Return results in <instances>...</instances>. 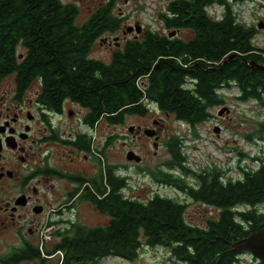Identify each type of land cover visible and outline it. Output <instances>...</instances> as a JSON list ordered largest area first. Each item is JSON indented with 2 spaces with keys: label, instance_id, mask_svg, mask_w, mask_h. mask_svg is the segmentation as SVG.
I'll return each mask as SVG.
<instances>
[{
  "label": "trees",
  "instance_id": "1",
  "mask_svg": "<svg viewBox=\"0 0 264 264\" xmlns=\"http://www.w3.org/2000/svg\"><path fill=\"white\" fill-rule=\"evenodd\" d=\"M245 2H256L264 11V0L170 1L159 16L169 30L166 36L145 30L141 39L114 53L111 63L102 64L88 54L103 33L121 27L115 0L99 4L81 25L76 24L75 4L0 0V74L15 72L23 86L38 80L40 99L48 108L58 110L67 100L91 110L87 121L101 117L121 125L127 116L144 115L147 104H153L194 128L211 117V108L223 105L222 88L234 86L237 100L254 99L264 106V71L251 67H264V49L252 44L259 30L238 22L232 9L233 3ZM212 6L221 8L219 18L208 13ZM180 30L190 31L191 38L168 37ZM18 46L25 56L16 63ZM258 126L248 139L264 137V123ZM164 144L169 157L163 168L137 170L212 208L215 217L203 227L191 226L185 219L188 204L157 193L145 202L127 197L123 191L129 188L128 177L118 174L119 169L100 167L91 180L79 175L70 180L89 182L79 200L106 217V223L68 225L55 233L46 253L59 254L58 264H99L107 257L133 262L145 246L167 249L170 259L180 264H237L243 252L232 246L264 228V215L257 210L264 203V155L251 159L258 161L255 170L241 169L240 178L223 180L224 173L216 168L199 173L189 169L178 137ZM22 260L45 261L37 246L23 249Z\"/></svg>",
  "mask_w": 264,
  "mask_h": 264
},
{
  "label": "flooded vegetation",
  "instance_id": "2",
  "mask_svg": "<svg viewBox=\"0 0 264 264\" xmlns=\"http://www.w3.org/2000/svg\"><path fill=\"white\" fill-rule=\"evenodd\" d=\"M125 33L122 31V36ZM143 33L142 30L132 38H123V44L114 49L108 63L90 57V52L88 57L109 64L114 53L122 50L126 43L141 39ZM118 37L119 30L113 34L103 33L93 46L97 41L109 46ZM119 43L115 47H119ZM17 56L16 63L25 56L21 46L17 48ZM185 87H190V84ZM40 97L38 80L23 86L15 72L0 74V264H41L38 260H22L23 249L36 246L41 259L45 260L44 264H51L50 260L57 257V253L49 255L46 249L54 244L55 233L62 232L73 223L81 224L77 213L79 206L87 203L79 199L89 182H77L81 178L71 181L70 177L79 175L91 180L97 176L100 167L113 171L119 169L116 163L107 160L108 151L117 136L104 132L118 124L110 125L101 117L87 121L91 110L67 100L63 101L61 108L53 110ZM73 105L76 110L71 109ZM151 112L148 109L142 116H129L140 122L128 127V131L132 127L130 134L133 139L142 140L148 130L155 132V136L149 138L153 144L155 138L159 139L163 121L172 116L156 106L153 112L161 116L153 118ZM81 159L93 164L89 165L91 173L77 167ZM43 234L48 240L41 244Z\"/></svg>",
  "mask_w": 264,
  "mask_h": 264
},
{
  "label": "rangeland",
  "instance_id": "3",
  "mask_svg": "<svg viewBox=\"0 0 264 264\" xmlns=\"http://www.w3.org/2000/svg\"><path fill=\"white\" fill-rule=\"evenodd\" d=\"M63 3H71L78 6L79 13L77 24H82L96 10L99 4L108 0H61ZM173 0H115V14L123 18L119 30V37L116 42H111L109 46L96 42L90 51V57L108 63L114 49L121 47L123 38H132L136 34L131 32L122 36V31L134 27L137 23L141 26V31L150 30L161 36H166L169 30L165 29L160 21V14L164 12L168 2ZM233 11L237 13L238 21L257 28L261 25L258 37L264 39V11L256 2H245L243 4H232ZM214 18H219L222 14L221 8L212 6L207 9ZM175 35L183 40L191 38L188 30L175 31ZM120 41V43H119ZM119 43V47H115ZM258 47L264 49V42H257ZM223 105L210 109L211 117L204 123L191 128L185 123L176 121L173 117L165 118L163 127L160 129V136L157 139V148L153 147L150 137L133 139L128 127L131 124H140L135 118L127 117L126 123L113 128H108L104 132L116 135L113 147L108 151L107 160L109 163H116L119 166L121 176L128 177L129 188L123 191L124 195L140 201H147L154 193L164 197L176 198L188 204L185 219L186 222L195 227L205 226L208 218L216 216L217 212L210 207L191 202L182 193L173 187L156 184L148 174L140 173L137 167H146L154 170L157 166L163 168V164L168 160L165 148V141L171 136H176L183 141L182 153L186 157V166L195 171L210 170L216 168L224 173L222 177L237 179L241 177V169L255 170L258 164L251 161V158L264 153V137L254 134L251 139L247 136L257 131L258 124L264 123V108L252 99L239 101L236 98L240 95L236 88H222L219 92ZM152 110L153 118L161 116L153 112L154 105L147 104ZM72 110L76 108L71 107ZM164 118V117H163ZM105 136L103 137V139ZM155 142V141H154ZM135 153L141 163L128 162L126 154ZM90 162L79 161L77 167L83 171L91 173ZM126 166L127 168H125ZM123 167L125 169H123ZM96 169V165L93 167ZM92 171V172H93ZM242 208V207H241ZM260 209L264 210V203L260 204ZM73 214V213H71ZM67 217H72L67 215ZM77 219L81 225L88 227L103 226L107 218L97 213L90 204H81ZM237 264H259L247 252H243L238 257ZM51 264H58L57 257L54 256ZM99 264H180L170 259L167 249L143 246L138 257L133 262H128L116 257H107Z\"/></svg>",
  "mask_w": 264,
  "mask_h": 264
},
{
  "label": "water",
  "instance_id": "4",
  "mask_svg": "<svg viewBox=\"0 0 264 264\" xmlns=\"http://www.w3.org/2000/svg\"><path fill=\"white\" fill-rule=\"evenodd\" d=\"M257 29L260 30L261 25H258ZM125 32L129 34L131 32H135L136 34H139L141 32V26L136 23L134 27L127 28ZM174 35H175V32H172L171 34H169V37H172ZM229 59H231V56ZM251 67H256L257 69L264 71V67L258 66L254 63H251ZM129 132H132V127L129 128ZM144 134L150 138H153L155 136L154 130H148L144 132ZM153 147L155 149L157 148V138H155ZM126 160L128 162L139 163L141 159L135 153L130 151L126 154ZM232 247H234L236 250L249 253L252 257L257 259V261L260 264H264V228L251 234L250 236L241 240L240 242L233 245Z\"/></svg>",
  "mask_w": 264,
  "mask_h": 264
},
{
  "label": "built area",
  "instance_id": "5",
  "mask_svg": "<svg viewBox=\"0 0 264 264\" xmlns=\"http://www.w3.org/2000/svg\"><path fill=\"white\" fill-rule=\"evenodd\" d=\"M235 13H236V11H235ZM237 20H238V18H237ZM258 35H259V34H257V35L255 36V38L252 40V44H253L255 47H258V46H257V44H258L257 42H258V41H260L261 43L264 42V39H260V38L258 37ZM258 48H262V47H258ZM263 99H264V97H263ZM257 210H258L259 213H261V214L264 215V210L260 209V205L257 207ZM47 240H48L47 235H46V234H43V235H42V238H41V244H44ZM57 256H59V254H57Z\"/></svg>",
  "mask_w": 264,
  "mask_h": 264
}]
</instances>
